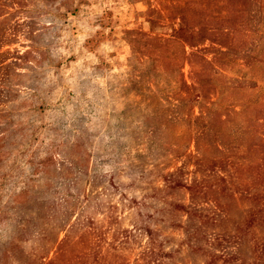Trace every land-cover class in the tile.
I'll return each instance as SVG.
<instances>
[{
    "label": "rangeland",
    "instance_id": "rangeland-1",
    "mask_svg": "<svg viewBox=\"0 0 264 264\" xmlns=\"http://www.w3.org/2000/svg\"><path fill=\"white\" fill-rule=\"evenodd\" d=\"M0 264H264L261 0H0Z\"/></svg>",
    "mask_w": 264,
    "mask_h": 264
},
{
    "label": "trees",
    "instance_id": "trees-1",
    "mask_svg": "<svg viewBox=\"0 0 264 264\" xmlns=\"http://www.w3.org/2000/svg\"><path fill=\"white\" fill-rule=\"evenodd\" d=\"M226 29V28H225ZM222 29V31L220 32L221 35H226V30ZM225 30V31H224ZM208 40V39H207ZM218 46H223L222 43H216Z\"/></svg>",
    "mask_w": 264,
    "mask_h": 264
},
{
    "label": "crops",
    "instance_id": "crops-1",
    "mask_svg": "<svg viewBox=\"0 0 264 264\" xmlns=\"http://www.w3.org/2000/svg\"><path fill=\"white\" fill-rule=\"evenodd\" d=\"M261 4H262V6L264 7V1H263V0H261Z\"/></svg>",
    "mask_w": 264,
    "mask_h": 264
}]
</instances>
